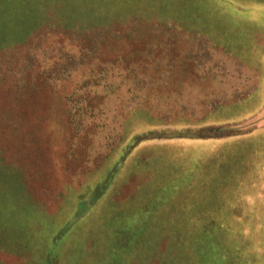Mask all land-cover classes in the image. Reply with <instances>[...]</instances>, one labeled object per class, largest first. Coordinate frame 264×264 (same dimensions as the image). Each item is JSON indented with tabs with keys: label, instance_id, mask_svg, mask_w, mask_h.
<instances>
[{
	"label": "rangeland",
	"instance_id": "1",
	"mask_svg": "<svg viewBox=\"0 0 264 264\" xmlns=\"http://www.w3.org/2000/svg\"><path fill=\"white\" fill-rule=\"evenodd\" d=\"M86 1L0 13V237L35 264H264V0Z\"/></svg>",
	"mask_w": 264,
	"mask_h": 264
},
{
	"label": "trees",
	"instance_id": "2",
	"mask_svg": "<svg viewBox=\"0 0 264 264\" xmlns=\"http://www.w3.org/2000/svg\"><path fill=\"white\" fill-rule=\"evenodd\" d=\"M41 1H43V0H0V13H3V11H9L11 14H13L14 16H17V14L19 15V12H21L24 8L26 9L27 8V6H29V7H31V8H38V4H40V2ZM66 1H68V2H66L67 3V5L65 6V7H68V6H72L73 5V3H76V4H81L83 1H85V0H66ZM88 2V0L85 2V3H87ZM84 3V4H85ZM84 4H82V5H84ZM36 6V7H35ZM66 10V11H65ZM12 11V12H11ZM64 12H66L67 14H65V16H67V18H73L74 16H75V14H76V12H78V11H74L73 9H69V8H64V10H63ZM74 11V12H73ZM86 11H82V13H85ZM107 14H111V15H115V13H107ZM129 15V14H128ZM127 15V16H128ZM63 16H64V14H63ZM127 16H125V17H127ZM51 93H53L52 94V96H54V94H56V91H51ZM61 93V92H60ZM62 94V93H61ZM50 96H51V94H50ZM62 96H64V98H65V100L66 99H68V98H70V99H72L73 98V94L72 93H64ZM55 97V96H54ZM53 97V98H54ZM51 102H55L54 101V99H53V101H51ZM50 104V103H49ZM50 106V105H49ZM52 107H53V105H51ZM51 106H50V108H51ZM55 108L53 109V108H51V109H49V112H50V114H51V118H50V121L51 122H54L55 120L57 121H60V119L61 118H63L65 121H67V124L70 126V124H71V121L70 120H72L73 121V116H71L70 114H68L69 112H68V107H64L62 110H60V108L59 107H57V105H56V103H55ZM141 116L139 115V118H140ZM142 119H146L147 120V118L146 117H142ZM57 121V122H58ZM130 128H132L131 126L129 127V129L128 130H130ZM255 129V128H254ZM252 129H250V130H246V131H244V132H247V131H251ZM143 140H145V139H141L140 141H143ZM144 142H146V141H144ZM70 143H72V142H70ZM143 143V142H142ZM66 165V164H65ZM115 173V172H114ZM112 178V176L110 177V179ZM109 181V180H108ZM234 196V195H233ZM231 199H235V198H231ZM230 201V200H229ZM247 201V200H246ZM246 204V203H245ZM84 205V203L82 204V206ZM233 205H235V202L233 203ZM248 205V204H247ZM82 211V207L81 206H79L78 207V212L76 211L75 212V216H79V214H80V212ZM7 226H10V225H8L7 224V221L6 220H4V221H0V227H7ZM5 228H4V237L3 236H1L0 237V248L1 249H7V248H10V247H18V250L20 251V252H22V255H23V258H25V262L23 263V264H35V262H33V258H32V252H33V250L34 249H36L37 247L39 248V247H41L40 245H28L27 243H26V241L24 240V241H22V239L21 238H15V237H17V236H19V235H14V232H12V233H10L9 231H5ZM1 229V228H0ZM8 233H10V236L8 235V237H7V234ZM12 234V235H11ZM14 235V236H13ZM21 239V240H20ZM54 239H52V241H53ZM56 243V242H55ZM45 249L44 250H46V252H45V256L44 257H46V259H49V261H50V258H51V263H53V264H57V260H56V262H55V259H56V256H55V253H56V255H57V253H58V251H59V249L57 248V246H54L51 242L49 243L48 242V245L46 246L45 245ZM48 257V258H47ZM58 257L59 256H57V259H58ZM49 264V263H48ZM84 264H86V263H84Z\"/></svg>",
	"mask_w": 264,
	"mask_h": 264
}]
</instances>
